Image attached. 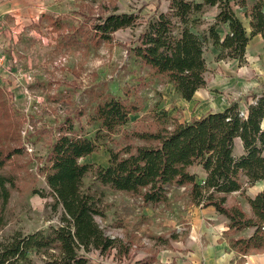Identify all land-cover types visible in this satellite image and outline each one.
<instances>
[{
  "label": "trees",
  "instance_id": "1",
  "mask_svg": "<svg viewBox=\"0 0 264 264\" xmlns=\"http://www.w3.org/2000/svg\"><path fill=\"white\" fill-rule=\"evenodd\" d=\"M168 10L155 12L142 19L140 11L116 12L101 16L91 26L71 27L80 31L92 47L112 41L121 29L143 26L130 48L133 56L154 76L171 84L180 98L189 101L194 93L206 86L207 62L204 56L208 37L221 49L217 59L245 62V47L250 39L264 35V1L257 0L245 11L249 19L247 33L234 7H246V0H166ZM205 6H217L215 21L208 27V37L192 30L194 13ZM53 28L61 26L50 18ZM229 26L221 40L215 31L219 24ZM245 109L234 102L221 111H210L188 122L165 112L156 116L151 130L136 132L141 143L126 144L120 149H108L106 166L81 163L101 146L105 135L124 126L131 114L139 111L137 98L109 96L99 100L92 119L100 129L94 137L61 134L45 156L42 168L45 183L52 196L50 207L61 210L59 224L49 226L48 232L14 231L0 240V264H17L26 260L31 251L41 252L43 264H88L85 254L97 250L101 254L116 249L127 255L122 241L111 238L97 221L103 218L101 197L83 189V179L93 173L94 179L114 191L139 197L144 205L164 204L172 187L183 188L191 204L199 208L212 207L226 220L227 238L231 250L244 256L264 253V190L253 197L244 196L249 213L238 202L228 203L233 193L243 194L244 187L264 180V89L252 94ZM0 111L5 103L0 100ZM0 127L6 125L9 138L18 140L15 123L5 114ZM5 117V118H4ZM10 118V119H9ZM11 120V121H10ZM239 138L243 152L234 153L235 139ZM19 148L0 146V230L7 224V207L15 176L6 164ZM199 167L203 175L192 171ZM250 230L247 235H238Z\"/></svg>",
  "mask_w": 264,
  "mask_h": 264
},
{
  "label": "rangeland",
  "instance_id": "2",
  "mask_svg": "<svg viewBox=\"0 0 264 264\" xmlns=\"http://www.w3.org/2000/svg\"><path fill=\"white\" fill-rule=\"evenodd\" d=\"M48 2L56 7L54 11L49 9V13L67 26L82 22L80 27L86 28L105 16V8L116 0ZM133 4L137 8L141 2ZM140 14L143 20L148 17L142 11ZM30 15L32 19L34 16ZM9 24L12 28L3 29L4 38L0 40L5 56L0 69V100L5 103V109L0 111V117L4 120L2 115L8 113L15 123L19 141L9 138L11 134L3 123L0 146L19 148L21 152L6 164V170L15 176L16 185L7 207V224L0 230V240L17 230L48 232L49 226L59 224L61 210L51 209L53 199L42 174L47 164L45 156L63 133L94 137L100 129V124L92 119L99 100L115 96L127 97L130 101L137 98L140 102L139 111L131 114L129 121L115 133L105 135L98 151L80 159L81 163L106 166L108 149L117 150L128 143L140 144L133 134L153 129L156 116L162 112L179 122H188L218 109L216 102L222 98L228 106L238 102L243 110L245 102L252 101L255 93L248 91L232 99L226 92L211 90L220 94V97L207 99L211 106L201 101L191 106L171 84L154 76L131 53L130 48L137 42L142 26L118 30L112 36L113 41L95 48L75 29L68 27L69 31L55 32L46 19L27 25L20 20ZM211 78L213 72L207 70L206 85ZM192 171L198 172L200 177L203 175L195 168ZM83 189L101 197L104 217H97V221L107 235L122 241L128 248L127 255L118 254L116 249L106 254L91 250L85 254L88 264H199V259L189 260V252L200 248L205 234L218 232L225 222V218L217 214L212 218L205 216L180 187H172L167 202L155 206L144 205L139 197L101 185L93 173L84 177ZM261 190H264V181L244 187L242 195L231 194L228 203L238 202L249 213L245 197H253ZM43 258L41 252L31 251L26 260L17 264H43Z\"/></svg>",
  "mask_w": 264,
  "mask_h": 264
},
{
  "label": "crops",
  "instance_id": "3",
  "mask_svg": "<svg viewBox=\"0 0 264 264\" xmlns=\"http://www.w3.org/2000/svg\"><path fill=\"white\" fill-rule=\"evenodd\" d=\"M137 1L138 0H116L115 4L113 3L112 6L105 8V11L107 12L106 15L113 10H116L118 13L140 10V13L142 11V14L150 16L156 11L166 12L168 10V1L166 0H140L141 5L134 8L136 5H134L133 2ZM194 1L197 3L203 2V0ZM256 1L257 0H246V7H234V12L242 22L247 33L250 32V26L249 19L245 16V11ZM49 9H53L54 11L56 7H54L51 2H48V0H0V26H3L2 29H0V40L1 38H4L3 29L12 28V25L9 23L14 22V24H17L19 20L24 21L23 25H27L28 23H32V21L38 23L46 19L49 21V24L55 32L60 30L69 31L68 27L71 28L74 26H67L64 22L59 20L57 16L55 17L53 14L49 13ZM28 12L32 14L30 16H34L35 18L33 17L31 19L29 17L30 13ZM217 13V6H205L202 12L194 13L191 18L195 19L196 23L191 24L193 27L192 30L199 34H205L208 37V27L214 23ZM25 15L27 16L25 17ZM50 18L59 22L61 26L58 30L53 28ZM81 25L82 22L74 27H80ZM215 31L221 40L227 33H229V26L226 23L219 24L215 27ZM81 37L83 38L82 35ZM220 51L221 49L214 46L213 41L208 37L204 56L207 62V69L212 70L213 72V78H211V82L208 83L205 88L198 89L191 100H184L191 106L196 105L199 101L202 103H208L207 105L211 106L212 104L210 101H207V99H213L216 96L220 97V94L213 92L214 90L224 93L226 92V95H231L229 96L230 98L236 99L238 96H241L248 91L258 93L264 89V35L258 34L249 40L245 47L246 63L241 65V67H239V63L235 59H216ZM224 101L226 100L223 98L218 100L215 106L218 109H214L213 111H221L226 108L228 104H225ZM242 152V143L240 139L237 138L234 142V153L240 155ZM194 168L197 171L202 172L199 167ZM201 211H203L205 216L211 218L216 216V212L212 207L201 208ZM226 228L225 220L223 227L220 228L218 232L205 234L206 238L204 243L199 246L200 248L197 247L196 250L193 249V251L189 252V260L193 261V259H199L201 261L199 264H237L241 259V255L230 249L227 238L223 235ZM249 233L250 230H247L238 233L236 236L247 235ZM240 264H264V253L244 256Z\"/></svg>",
  "mask_w": 264,
  "mask_h": 264
},
{
  "label": "built area",
  "instance_id": "4",
  "mask_svg": "<svg viewBox=\"0 0 264 264\" xmlns=\"http://www.w3.org/2000/svg\"><path fill=\"white\" fill-rule=\"evenodd\" d=\"M4 62H5V56L2 50L0 49V69L3 67Z\"/></svg>",
  "mask_w": 264,
  "mask_h": 264
}]
</instances>
